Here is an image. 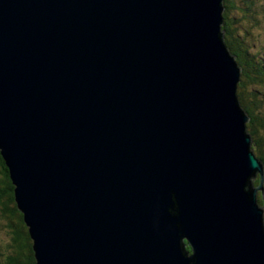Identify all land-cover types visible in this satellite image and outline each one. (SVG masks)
Returning <instances> with one entry per match:
<instances>
[{"label":"water","instance_id":"water-1","mask_svg":"<svg viewBox=\"0 0 264 264\" xmlns=\"http://www.w3.org/2000/svg\"><path fill=\"white\" fill-rule=\"evenodd\" d=\"M224 11L0 0V153L37 264H264Z\"/></svg>","mask_w":264,"mask_h":264},{"label":"trees","instance_id":"trees-1","mask_svg":"<svg viewBox=\"0 0 264 264\" xmlns=\"http://www.w3.org/2000/svg\"><path fill=\"white\" fill-rule=\"evenodd\" d=\"M256 3L253 0V4L243 6V0H224L226 11L222 31L227 48L232 55L236 56V61L243 69L238 86L239 102L250 117L247 131L253 139L252 150L264 164V59H257L256 55L249 51V48L253 47L250 46L251 44L256 47L257 43H260L253 37L255 28L264 24V7ZM230 17L235 18L233 23L229 22ZM262 47L264 49V40H262ZM259 96L263 99H259ZM260 181L261 177H257L254 180V186L260 184ZM259 204L264 205L263 198L259 199ZM2 209L10 222L9 227L12 228L9 248L13 250L12 255L7 257L4 263L0 261V264H37L33 252V241L24 223L23 215L17 209L15 187L0 153V211ZM185 248L193 253L187 239H185Z\"/></svg>","mask_w":264,"mask_h":264},{"label":"rangeland","instance_id":"rangeland-1","mask_svg":"<svg viewBox=\"0 0 264 264\" xmlns=\"http://www.w3.org/2000/svg\"><path fill=\"white\" fill-rule=\"evenodd\" d=\"M255 2H257L256 5L259 4L258 6L262 5L264 7V0H255ZM243 3H244L243 6H245V4L246 5H248V4L251 5V4H253V0H243ZM231 6L233 8V5H231ZM236 8H237V6H236ZM231 10H233V9H231ZM225 11H224V14H225ZM248 15H249V13H248ZM229 20H230L229 22L233 23L235 21V18L234 17H230ZM262 26L264 27V24ZM262 26H260L258 28H255L254 36H253L254 39L260 41V43H257L256 47L254 46V44L253 45L251 44L250 46H253V47L249 48V51L254 53L256 55L257 59H259V60L264 59V49L262 47V40H264V32H263V27ZM224 40H225V37H224ZM246 62H244V64ZM240 68L242 70L241 71V76H242V73H243L242 66ZM259 99H263V98L261 96H259ZM255 179H256V176H255ZM250 184H251V188L255 187L254 186V180H250ZM260 186H261V184H259V187ZM262 198L264 199V192H262V195H260V199H262ZM258 205H260L259 204V199H258ZM262 208H264V205H262ZM7 218L8 217L6 215H4V212H3V209H2L0 211V261L2 263H4V261L6 260L7 257L12 255V250H13L12 248H9V245L11 244L10 236L12 235V228L9 227L10 222H9V220Z\"/></svg>","mask_w":264,"mask_h":264},{"label":"bare ground","instance_id":"bare-ground-1","mask_svg":"<svg viewBox=\"0 0 264 264\" xmlns=\"http://www.w3.org/2000/svg\"><path fill=\"white\" fill-rule=\"evenodd\" d=\"M252 150V149H251ZM256 156V155H255ZM262 165V164H261ZM263 166H264V164H263ZM263 169H264V167H263ZM251 180H255V177L254 176H251ZM260 184H261V181H260ZM263 187H264V184H263Z\"/></svg>","mask_w":264,"mask_h":264},{"label":"clouds","instance_id":"clouds-1","mask_svg":"<svg viewBox=\"0 0 264 264\" xmlns=\"http://www.w3.org/2000/svg\"><path fill=\"white\" fill-rule=\"evenodd\" d=\"M250 122V121H249ZM252 145H253V139H252ZM252 145H251V149H252ZM254 153V152H253ZM258 158V157H257ZM259 177H261L260 176V173H259ZM264 189V188H263ZM263 192H264V190H263ZM260 193H262V191H260ZM263 210H264V208H263ZM189 252V251H188Z\"/></svg>","mask_w":264,"mask_h":264}]
</instances>
